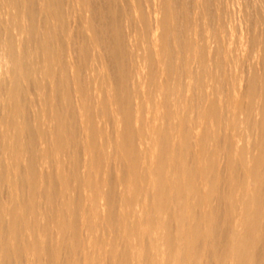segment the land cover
I'll return each mask as SVG.
<instances>
[{"label": "bare ground", "instance_id": "1", "mask_svg": "<svg viewBox=\"0 0 264 264\" xmlns=\"http://www.w3.org/2000/svg\"><path fill=\"white\" fill-rule=\"evenodd\" d=\"M101 1L0 0V264H264V41Z\"/></svg>", "mask_w": 264, "mask_h": 264}, {"label": "rangeland", "instance_id": "2", "mask_svg": "<svg viewBox=\"0 0 264 264\" xmlns=\"http://www.w3.org/2000/svg\"><path fill=\"white\" fill-rule=\"evenodd\" d=\"M147 0H140V2H141V9H142V12L144 13L145 12V10H146V12L144 13L145 14V17L147 18L148 16H146V14H148L147 12H149V8H147L146 6V8L144 7V3L143 2H146ZM175 1V3H174V5H176L175 6V11L176 10H178V13H179V10L180 9H182L181 8V4H180V6H179V3H181L183 0H174ZM187 1V0H186ZM191 1L192 0H190V1H187L186 3H188L189 4V6L187 7L186 6V8H187V11H189V12H187V13H189L188 14V16H190L189 18H192V16H193V14H194V9H196V7L195 6H193V2H192V4H191ZM194 1V0H193ZM232 2H230L229 0L227 1V0H223V1H221V0H209L208 1V4L210 3V4H212V5H210L209 4V6L207 5V8H206V11L208 10L209 11V13H208V11H207V13H208V16L209 15H212V16H209V18L211 19L210 21H209V18H208V20L207 21H209L208 23L210 24V27L212 28L213 27V29H215L216 31H217V38H218V42H219V52L221 53H219L220 54V57H221V59L219 58V60L221 61V64L223 63L224 64V66L222 67L223 69V71H224V74H223V76L224 77H226V78H224V77H222V82H224L225 84L224 85H222V88H223V92L225 91V87H226V85L227 84H231L230 83V80L232 79V74H233V67H230V66H228V67H226V65H228L227 63H229L230 61H231V59H230V56H231V58H232V60L234 61V59L236 58V57H238L237 59H236V61L238 62L237 63V68L238 69H240V67H241V69L243 70V71H245V70H248V69H250V71L252 70V72L253 73H255V72H257L258 70H257V68L254 66V64L252 65V62L251 61H253L252 60V57H250V56H252V54H253V52L251 51V48H250V44H249V39H250V42H251V39H256V40H259V39H262L263 41H264V0H238V1H236V0H234V3H233V0H231ZM237 3H236V2ZM98 2H102L101 0H98ZM177 2V3H176ZM184 2H185V0H184ZM228 3H231V5L230 4H228ZM239 3V4H238ZM240 3H243V6L244 7H242V6H240ZM249 3V4H248ZM224 4V5H223ZM235 4H237V5H235ZM227 5V6H226ZM235 5V6H234ZM239 5V6H238ZM242 5V4H241ZM148 6V5H147ZM192 6V7H191ZM213 6V7H212ZM226 6V7H225ZM238 6V7H237ZM245 6L247 7V10H245ZM228 7H231V8H229L228 9ZM234 7H235V9H234ZM178 8H180V9H178ZM253 8V9H252ZM239 9H240V12H239ZM242 9V10H241ZM243 9L245 10V11H243ZM259 9V10H258ZM234 10V11H233ZM214 11V12H213ZM228 11H229V13H228ZM181 13V15H179V14H177L176 15V21L178 22V24L180 23V22H184V21H182L181 20V18L182 17H184L183 16V12H182V10L180 11ZM232 13V15H231V13ZM243 12V13H242ZM247 12V13H246ZM256 12V13H255ZM228 13V14H227ZM239 13H240V16H239ZM244 14V13H246L245 15L247 16V17H245V15H242V14ZM150 14V13H149ZM148 14V15H149ZM238 14V15H237ZM252 14V15H251ZM178 16H180V18H179V20H178ZM221 16H222V18H221ZM244 16V17H243ZM253 18H252V17ZM256 16V17H255ZM261 16V17H260ZM214 17H215V20L214 21H212L213 19H214ZM224 17V18H223ZM255 17V18H254ZM149 18H150V16H149ZM245 19V18H247L246 20L248 21H246V20H241V19ZM251 19V20H250ZM255 19H257V20H255ZM181 20V21H180ZM183 20H184V18H183ZM223 20V21H222ZM177 22H176V25L180 28V26L177 24ZM219 22V23H218ZM246 24H245V23ZM263 22V24H261ZM218 23V24H217ZM248 23V24H247ZM181 24H183V23H181ZM200 24V23H199ZM249 24H251V25H249ZM175 25V26H176ZM212 25V26H211ZM218 25V26H217ZM220 25V26H219ZM222 25V26H221ZM176 26V27H177ZM261 26V27H260ZM177 27V29H176V31L177 30H182L183 28V25L181 26V29H179ZM221 27V28H220ZM223 27V28H222ZM241 27V28H240ZM224 28H225V31H224ZM241 29V30H240ZM248 29V30H247ZM218 30H221V31H219V34H218ZM224 31V32H223ZM242 31V32H241ZM245 31L246 32H248V34L246 35L245 34ZM177 32H179V31H177ZM223 32L224 33V35H223V33L221 34V33ZM262 32V33H261ZM180 33H182V32H180ZM255 33V35H253ZM261 34V35H260ZM220 36H222V38H219ZM247 36V37H246ZM253 37H255V38H253ZM249 38V39H248ZM223 39H226V40H223ZM238 40V41H237ZM255 40V41H256ZM220 41H222L221 43H220ZM224 41H226V42H228V43H226V42H224ZM240 41V42H239ZM246 41H247V44L249 45V47L246 45ZM245 42V43H244ZM239 44H240V46H239ZM247 46L246 48H245V45ZM223 45H225V46H223ZM238 45V46H237ZM252 45V44H251ZM222 47V48H221ZM224 47V48H223ZM231 47V48H230ZM238 47V48H237ZM241 49V50H240ZM246 49H249V50H246ZM247 51H249V52H247ZM225 52V55L223 54V53ZM227 52H229V53H227ZM247 52V53H246ZM251 52H252V54H251ZM244 53H246V54H244ZM248 53H249V56H248ZM226 54L228 55V54H231V55H228V56H226ZM221 55H224V56H221ZM243 55V56H242ZM248 56V57H247ZM222 57H224V59H226L225 61H224V59L222 58ZM235 57V58H234ZM250 57V58H249ZM223 59V60H222ZM223 61V62H222ZM232 61V62H233ZM249 62V63H248ZM226 63V64H225ZM230 64V63H229ZM230 67V68H229ZM249 67V68H248ZM225 68V69H224ZM226 68H228L227 70L229 71V72H227V70H226ZM231 70V71H230ZM229 74V75H228ZM226 75V76H225ZM230 77V79H229V81L228 82H226L227 80H228V78ZM227 79V80H226ZM225 80V81H224Z\"/></svg>", "mask_w": 264, "mask_h": 264}]
</instances>
